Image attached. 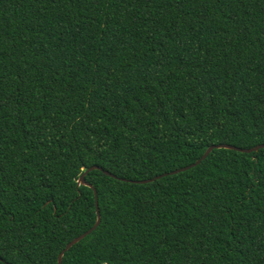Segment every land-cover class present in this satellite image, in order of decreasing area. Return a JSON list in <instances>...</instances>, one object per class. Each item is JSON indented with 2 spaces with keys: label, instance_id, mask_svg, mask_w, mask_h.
I'll return each instance as SVG.
<instances>
[{
  "label": "trees",
  "instance_id": "16d2710c",
  "mask_svg": "<svg viewBox=\"0 0 264 264\" xmlns=\"http://www.w3.org/2000/svg\"><path fill=\"white\" fill-rule=\"evenodd\" d=\"M217 145H264V0H0V264L93 189L62 264H264V147L169 175Z\"/></svg>",
  "mask_w": 264,
  "mask_h": 264
},
{
  "label": "water",
  "instance_id": "95a60500",
  "mask_svg": "<svg viewBox=\"0 0 264 264\" xmlns=\"http://www.w3.org/2000/svg\"><path fill=\"white\" fill-rule=\"evenodd\" d=\"M264 147V145H260V146H257L253 149H239V148H235V147H232V146H226V145H217V146H210L206 151L205 153L203 154V156L201 157L200 160H198L196 163L190 165L189 167H186V168H183V169H180V170H177V171H174V172H171L169 173V175H173V174H177L179 172H183V171H186L188 170L189 168L191 167H194L196 166L197 164L200 163L201 160H204L208 154L213 150V149H220V148H224V149H230V150H236V151H239V152H244V153H250V152H253V151H257L259 150L260 148ZM101 170L100 168L98 167H91L89 168L87 171H85L78 179L77 183L78 184H81V185H85V186H88L89 188H92V186L88 183L85 182V176L87 173L93 171V170ZM102 171V170H101ZM103 173H105L106 175H109V176H112L111 174L103 171ZM167 174H162V175H159V176H156L152 179H148V180H141V181H134V183L136 184H144V183H148V182H152L156 179H159L163 176H166ZM93 192H94V203H95V213H96V222L95 224L93 225V227H91V229H89L87 232L83 233L82 235H80L79 237L73 239L70 243H68L65 248L59 253L58 255V258H57V264H62V256L63 254L68 250L70 249L73 245H75L76 243H78L79 241H81L83 238H85L88 234H90L91 232H93L100 224V221H101V217H100V213H99V209H98V199H97V195H96V191L93 189Z\"/></svg>",
  "mask_w": 264,
  "mask_h": 264
}]
</instances>
